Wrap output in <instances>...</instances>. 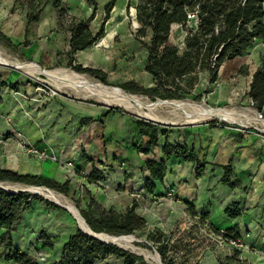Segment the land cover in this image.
Returning <instances> with one entry per match:
<instances>
[{
  "label": "crops",
  "instance_id": "0c3cea01",
  "mask_svg": "<svg viewBox=\"0 0 264 264\" xmlns=\"http://www.w3.org/2000/svg\"><path fill=\"white\" fill-rule=\"evenodd\" d=\"M3 2L1 0L0 7ZM86 5L90 7L88 2ZM30 22L27 19L23 26L25 34ZM74 24L68 31L62 32L56 20L47 23L45 38L42 42L32 41L29 47L35 48L33 53L39 52L41 62L36 61L31 52H28L31 55L29 58L43 66H50L56 60L69 66L72 59L73 64L81 63L84 67L104 70L110 83L113 72L108 68L109 58L117 55L125 46L117 44L113 35L119 22L113 17L110 27L105 29L104 36L95 45L69 54ZM89 28L95 34L94 27L89 25ZM262 63L263 60L257 68H244L241 76L248 77L250 84ZM234 69L237 72L240 70ZM226 71L227 68L219 69L220 80H226ZM145 75L146 84L154 85L152 75L146 70ZM0 78L8 84L17 83L14 89L4 87L0 90V169L67 184V192L44 183L42 186L53 190L63 199L72 200L74 197L80 209L86 208L91 198L106 209L117 211L125 210L133 201H137V208L143 207L139 198L145 199L153 205L152 208L146 207V213L140 215L146 219L152 231L172 232L186 222L198 224L202 217H206L202 222L207 221L206 226L214 227L215 232L238 228L240 238L248 249L233 250L228 246L223 255L209 253L208 258L200 260L198 264H264L261 255L264 251L263 135L242 127L211 123L181 126L167 129L166 135L161 131L158 145L146 154L140 152L138 146L145 147L149 137L141 134L133 116L78 98L42 96L29 89L33 88L31 85L24 87L26 83L21 74L8 69L0 68ZM221 100L216 101L219 103ZM24 142L54 152L58 161L41 160L29 154L23 146ZM166 142L194 148L196 158L205 163L204 174L197 175V162L172 157L167 159L168 169L164 179L157 182L153 191H148L145 188V178L149 176L146 159H166L162 152ZM66 162H72L73 166L65 167L63 164ZM228 164L232 165L231 181L234 186L222 182L224 167ZM94 170L100 172L101 179L92 180ZM171 189L174 192L168 195ZM45 201L35 200L31 208L23 212L12 232V244L27 253L34 248L42 264H52L60 258L65 243L78 228L74 224V214L60 205L62 209ZM233 202H240L242 209V214L235 218L225 213L226 207ZM41 231H45L53 240L52 246L43 245ZM4 232L5 229L0 227V264H17L5 259ZM172 242L175 244V241ZM189 260V256H186L176 262L189 264Z\"/></svg>",
  "mask_w": 264,
  "mask_h": 264
},
{
  "label": "trees",
  "instance_id": "16d2710c",
  "mask_svg": "<svg viewBox=\"0 0 264 264\" xmlns=\"http://www.w3.org/2000/svg\"><path fill=\"white\" fill-rule=\"evenodd\" d=\"M86 1L95 12L97 1ZM115 5L116 0H111L105 6V17L99 31L95 34L88 25L94 18V14L87 20L75 22L71 29L69 54L92 47L104 36L106 23ZM135 10L139 25L136 38L142 42L148 29L152 31L150 43H144L147 49L145 70L153 77L152 89L164 98H181L183 94H190L198 82L197 72L199 71H208L211 81H216L218 70L225 61L239 56L256 40L264 41V0H138ZM36 18L38 16H30L28 22ZM180 29H187L188 32L186 49L182 53L175 43L176 32ZM69 66L79 73L89 74L104 84L110 85L107 82V72L100 68L84 67L81 63L73 64L72 59ZM243 72L244 68H240V73ZM127 86L128 84H125L122 87L127 88ZM4 87L14 89L17 83L8 84L0 78V90ZM145 90L149 91V89ZM248 96L252 99L253 105L263 111L264 60L262 66L253 74ZM135 120L141 134L149 137L146 146L140 145L138 150L149 154L158 145L160 132L164 131L166 135L168 130H161L162 127L159 125L145 120L136 118ZM162 152L166 159H146L149 176L145 178V188L148 191H153L157 182L164 179L168 169L167 159L172 157L181 158L186 162H197V175L204 174L205 163L196 158L194 148L166 142ZM224 169L222 182L234 186L231 181L232 165L228 164ZM91 178L92 180L101 179L100 172L94 170ZM0 181L26 185L44 183L62 192H67L68 189L67 184L61 185L55 181L44 180L40 176L21 175L8 169H0ZM35 200L45 201L43 197L30 192L10 193L0 189V227L5 229L3 240L7 261H14L17 264H42L35 257L12 244V232L16 229L23 212L30 209ZM45 202L62 209L56 204ZM137 206V201H133L132 205L124 211H117L106 209L91 198L86 209H80V211L94 231L128 235L143 230L147 226L146 219L137 212ZM225 213L234 218L240 216L242 214L240 202L228 205ZM205 218L202 217V219ZM223 235L228 239L241 237L238 228L224 230ZM40 239L44 246H52L53 240L45 231L40 232ZM148 239L155 245L164 264H178L175 257L170 254L176 249V244L172 242L170 235L154 229L149 233ZM111 255L123 257L125 264H137L142 260L128 250L91 237L78 228L65 243L60 258L52 264H95L99 259H105Z\"/></svg>",
  "mask_w": 264,
  "mask_h": 264
},
{
  "label": "rangeland",
  "instance_id": "374dc122",
  "mask_svg": "<svg viewBox=\"0 0 264 264\" xmlns=\"http://www.w3.org/2000/svg\"><path fill=\"white\" fill-rule=\"evenodd\" d=\"M96 1L97 9L94 12L93 7H87L86 0H4L3 5L0 7L1 53L4 57L12 61L27 60L34 62L29 58V56L32 55V57L36 61L41 62L39 58V52L33 53L32 51L35 48L31 47L29 49V47L32 41H35L36 43L37 41L42 42L46 35L45 32L47 23L50 24L52 20L57 21L58 28H60L63 32L68 31L70 26H72V24H74L75 22L79 20H87L92 16V14H94V18L88 23V25L94 27V33H97L105 17V6L111 0ZM12 2H14V4L12 5V7H9L11 6ZM57 4L58 6H56ZM137 4L138 0H116V5L111 11L110 18L106 23L105 28L108 29L113 17L116 21L119 22L120 25H118L113 35L116 36L115 42L117 44L125 45L122 46L119 52H117V55L109 58L110 62L108 68L113 72V74L111 75V79H109V84L111 86H118L128 93L135 94L142 98L144 101L169 99L164 98L160 94L156 93L152 89L154 85L148 86L146 84L147 82L145 80L146 75L144 68L147 58V49L144 46V43H150L152 31L148 29L147 34L145 37H143L142 42L136 38V33L139 28L135 10ZM114 13H116L115 16ZM30 16H38L39 19L30 20L31 22L29 24V30H27L25 34V27L23 28V26H25L26 21ZM44 22L46 24L45 26H43ZM187 35V29H180L176 32L175 43L181 53L186 49ZM6 36L9 37L7 38ZM28 52H31V55ZM261 60H264V41L256 40L246 51L242 52L239 57L225 61L220 67L227 68L225 76L223 75L225 77L224 79L226 80L222 81L219 79V70L217 73V80L214 82L211 81V75L208 71H199L197 72L199 76L198 82L196 83L191 93L188 95L183 94L181 98L173 99H187L189 101H194L211 107H237V110L244 111L249 116L261 114L260 116L264 118V111L258 110L253 105V102H251L248 96V91L250 89L248 77L244 78L243 76H241L240 70H238L237 72L234 69L257 68L261 63ZM108 61L109 60H107V62ZM36 64L41 66L43 69L66 68L72 71H76L72 67L61 64L60 60L54 61V64H49L50 66H43L40 63ZM0 68L8 69L12 72L21 74L24 77V83H26L24 87H29L27 85H31L33 88L29 89L35 90L37 94H40L42 96H47L49 98H54L57 96H68L78 98L82 101L102 104L108 106L109 108L118 110L124 114L133 116L136 119H141L157 124L162 127L161 130L196 124H216L215 122H217L224 126L242 127V129L245 130L257 131L264 136V125L261 126L262 124H255L251 122L238 124L230 123L219 118H211L202 122L179 124V122L176 121H179V119L182 117V114L179 112H175L172 108L168 107H159L156 110V113L159 112V114H157L161 116V118L165 116L163 119L168 121L167 124H163L156 120L144 117L133 110L120 106L104 104V102H101L99 99H97V97L92 96L91 94L89 95L88 93L82 91H75L71 89L59 90L54 87V83L51 82L47 76L41 73H24L15 68H11L2 64H0ZM86 76L90 79H95L88 75ZM95 80L99 81L97 79ZM185 80L186 78L182 81L185 82ZM125 84H128L127 88L122 87ZM145 89H149V91H146ZM83 94L85 97L83 96ZM219 98H222V100L221 102L217 103L216 100ZM64 200L70 202L80 210V208L76 206L74 197H72V200L71 198L64 197ZM139 203L143 204V207L139 206L136 209L139 214H145L146 207L152 208L151 206L153 205L150 204L151 202H147V200L141 198H139ZM84 209L86 208L84 207ZM119 211H124V209H119ZM163 215L164 212H162V217ZM74 224L77 228H79L76 219H74ZM151 229L152 227L150 225H147L146 228L136 231L132 235L136 236L142 241L136 242V247L143 249L144 251L156 252L157 249L155 245L148 239V235L152 231ZM166 234H172V240L175 241L176 249L173 250V252L170 254L176 258L177 262H179L182 258L189 256V264H198L200 260L208 258L209 253H212L216 256H221L226 253V249L229 247L234 250V248L229 243H218L219 233L215 232L212 228L207 227L205 225V222H202V218L199 219L198 224H195L193 222H186L184 226H179L172 232L166 231ZM243 244L244 247L240 249L241 251H243L244 249H248V246H246L244 242ZM125 250L132 252V249L130 248H127ZM134 252L136 253V251ZM29 254L42 263V261H40V257L38 256L37 250L33 248L30 250ZM136 255L142 258V260L137 264H155L152 260L146 258L140 253H137ZM261 255L264 257V251L261 252ZM95 264H125V262L123 257L111 255L105 259H99Z\"/></svg>",
  "mask_w": 264,
  "mask_h": 264
},
{
  "label": "bare ground",
  "instance_id": "6f19581e",
  "mask_svg": "<svg viewBox=\"0 0 264 264\" xmlns=\"http://www.w3.org/2000/svg\"><path fill=\"white\" fill-rule=\"evenodd\" d=\"M1 52L2 51H0L1 62L14 64L24 73H29V74L43 73L45 74V76L48 77V79L51 82L54 83L55 85L54 87H56L59 90L71 89L75 91H82L88 93L89 95L91 94L92 96L97 97V99H99L101 102H104V104L124 107L133 110L144 117L154 119L157 121H162L166 123L168 122L163 119L165 116L161 118V116L158 115L159 112H157L158 114L156 113L157 108L168 107V108H172L175 112H179L182 114V117L179 119V121H176L179 122V124L196 123L211 118H219L230 123L240 124V123L251 122L255 124H262L261 126L264 125V118L260 116L261 114L260 115L255 114L254 116L251 115L249 116L246 112L237 110L238 109L237 107H236L237 109L229 106L211 107L194 101H189L187 99L186 100L159 99L157 101H148V100L144 101L139 96L132 93H128L118 86L106 85L101 81H96L95 79L93 80L88 78L85 74L72 71L66 68L43 69L35 62H31L27 60L12 61L4 57ZM0 186H4L8 190H17L19 188L24 187L21 185H14L12 183H7V182L5 183L1 181H0ZM28 187L34 192H38L44 195L45 197L50 198L51 200H54L56 202H59L67 206L72 211L74 216L77 218L76 219L77 222L84 230L89 232L94 231L86 224V222L84 221L83 217L81 216L77 208L70 202L65 201L62 196L58 195L56 192H54L51 189H46L44 186L39 187V186L29 185ZM96 233H98L97 236H99L102 239L114 241L117 244L132 249V251L133 250L136 251V253H140L144 255L146 258L152 260L155 264H162L157 252L144 251L143 249L136 247L135 246L137 244L136 240L138 238L132 234L123 235L120 238H116L111 236L113 234H109L106 232H96Z\"/></svg>",
  "mask_w": 264,
  "mask_h": 264
},
{
  "label": "built area",
  "instance_id": "2783aa9c",
  "mask_svg": "<svg viewBox=\"0 0 264 264\" xmlns=\"http://www.w3.org/2000/svg\"><path fill=\"white\" fill-rule=\"evenodd\" d=\"M218 125H222L220 123H216ZM24 148L26 149V151L33 155L36 156L37 158L43 160V159H52L54 161H58L57 156L54 154V152L49 151L48 149L45 148H40L36 145L33 144H29V143H23ZM65 167H71L73 166L72 162H66L65 164H63ZM174 192L173 189H171L168 192V195H172ZM205 225H208V222L205 221ZM224 231H220L219 233V240L218 243L220 244H227L229 243L234 249L236 250H240L244 247L243 241L241 238H232V239H228L226 237H224Z\"/></svg>",
  "mask_w": 264,
  "mask_h": 264
},
{
  "label": "water",
  "instance_id": "95a60500",
  "mask_svg": "<svg viewBox=\"0 0 264 264\" xmlns=\"http://www.w3.org/2000/svg\"><path fill=\"white\" fill-rule=\"evenodd\" d=\"M0 64H2V65H5V66H8V67H11V68H15V69H17V70H19V71H21L19 68H17L14 64H11V63H6V62H1L0 61ZM23 72V71H22ZM41 74H43V73H41ZM82 74H84V73H82ZM43 75H45V74H43ZM150 119V118H149ZM152 120H154V119H152ZM157 121V120H156ZM158 122H160V123H165V124H167L166 122H162V121H158ZM1 182H5L6 183V181H1ZM12 184H14V185H17L16 183H12ZM21 186H24L23 188H19V189H17V190H8L7 188H5L4 186H0V189H3V190H5V191H7V192H10V193H17V192H30V193H33V194H36V195H39V196H42L43 198H45V199H47V200H49V201H52V202H55V203H57L58 205H60L61 207H63V208H65L66 210H68L69 212H71L72 213V211L67 207V206H65V205H63V204H61V203H59V202H56V201H54V200H51L50 198H47V197H45L44 195H42V194H40V193H38V192H34L33 190H31L28 186L29 185H21ZM40 187V186H39ZM46 189H49V188H47V187H45ZM78 210V209H77ZM79 211V210H78ZM79 213H80V211H79ZM73 214V213H72ZM81 214V213H80ZM81 216H82V214H81ZM75 217V216H74ZM83 217V216H82ZM75 219H77L76 217H75ZM83 219H84V221L86 222V224L89 226V224L87 223V221H86V219L83 217ZM78 225H79V229H81L84 233H86V234H88L89 236H91V237H94V238H97V239H99V240H101V241H103V242H106V243H112V244H116L117 246H119V247H121V248H123V249H127V247H125V246H122V245H120V244H117L116 242H114V241H111V240H106V239H102V238H100L99 236H97V234L98 233H96L95 231H91V232H89V231H86V230H84L81 226H80V224L78 223ZM90 227V226H89ZM91 228V227H90ZM111 236H113V237H116V238H120V237H122L123 235H111ZM137 242H142L140 239H137L136 240ZM133 253H135L134 251H132ZM157 252V254L159 255V258H160V261L162 262V264H164V262L162 261V258H161V255L159 254V252L158 251H156ZM135 254H137V253H135Z\"/></svg>",
  "mask_w": 264,
  "mask_h": 264
}]
</instances>
